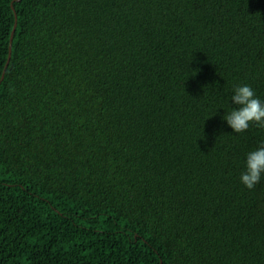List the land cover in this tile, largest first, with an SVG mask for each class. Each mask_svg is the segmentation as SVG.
Returning a JSON list of instances; mask_svg holds the SVG:
<instances>
[{"label":"trees","instance_id":"trees-1","mask_svg":"<svg viewBox=\"0 0 264 264\" xmlns=\"http://www.w3.org/2000/svg\"><path fill=\"white\" fill-rule=\"evenodd\" d=\"M242 84L264 0H0V264H264Z\"/></svg>","mask_w":264,"mask_h":264},{"label":"clouds","instance_id":"clouds-1","mask_svg":"<svg viewBox=\"0 0 264 264\" xmlns=\"http://www.w3.org/2000/svg\"><path fill=\"white\" fill-rule=\"evenodd\" d=\"M222 119L234 134L246 133L252 126L264 128V99L249 84L236 86ZM218 112V111H217ZM264 181V143L247 153L240 182L253 190Z\"/></svg>","mask_w":264,"mask_h":264},{"label":"water","instance_id":"water-1","mask_svg":"<svg viewBox=\"0 0 264 264\" xmlns=\"http://www.w3.org/2000/svg\"><path fill=\"white\" fill-rule=\"evenodd\" d=\"M17 2H19L20 0H16ZM13 9V7H12ZM16 26H17V15L15 14V23H14V27L12 29V32H11V35H10V42H9V47H8V57H7V61H6V64H5V69L10 61V57H11V47H12V40H13V37H14V33H15V29H16ZM4 77V72L1 76V80L3 79Z\"/></svg>","mask_w":264,"mask_h":264}]
</instances>
